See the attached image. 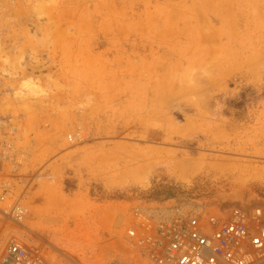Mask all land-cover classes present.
Listing matches in <instances>:
<instances>
[{
    "label": "rangeland",
    "instance_id": "rangeland-1",
    "mask_svg": "<svg viewBox=\"0 0 264 264\" xmlns=\"http://www.w3.org/2000/svg\"><path fill=\"white\" fill-rule=\"evenodd\" d=\"M2 190L46 264H143L167 200L264 213V0H0Z\"/></svg>",
    "mask_w": 264,
    "mask_h": 264
},
{
    "label": "built area",
    "instance_id": "built-area-1",
    "mask_svg": "<svg viewBox=\"0 0 264 264\" xmlns=\"http://www.w3.org/2000/svg\"><path fill=\"white\" fill-rule=\"evenodd\" d=\"M73 139L72 137L70 138ZM8 198L0 191V205ZM16 220L25 208L16 200L10 211ZM128 243L143 264H264V213L241 208L218 209L199 200H167L140 208L127 228ZM0 264H46L39 251L17 239L0 254Z\"/></svg>",
    "mask_w": 264,
    "mask_h": 264
}]
</instances>
